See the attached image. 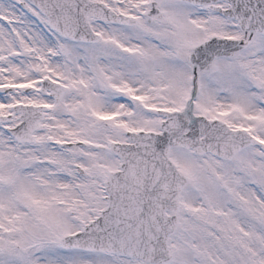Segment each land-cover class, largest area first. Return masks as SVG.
<instances>
[{
    "label": "snow or ice",
    "instance_id": "1",
    "mask_svg": "<svg viewBox=\"0 0 264 264\" xmlns=\"http://www.w3.org/2000/svg\"><path fill=\"white\" fill-rule=\"evenodd\" d=\"M0 264H264V0H0Z\"/></svg>",
    "mask_w": 264,
    "mask_h": 264
}]
</instances>
